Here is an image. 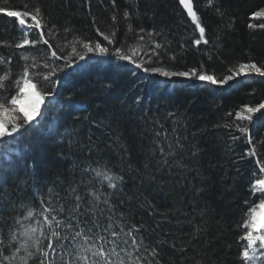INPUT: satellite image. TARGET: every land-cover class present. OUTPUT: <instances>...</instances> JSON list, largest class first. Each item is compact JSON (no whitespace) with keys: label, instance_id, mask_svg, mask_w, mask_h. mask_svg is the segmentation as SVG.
<instances>
[{"label":"trees","instance_id":"16d2710c","mask_svg":"<svg viewBox=\"0 0 264 264\" xmlns=\"http://www.w3.org/2000/svg\"><path fill=\"white\" fill-rule=\"evenodd\" d=\"M193 5L205 28L207 44L193 45V38H199L200 33L177 0H7L4 6L12 11L39 6L48 18L45 34L53 24L60 29L48 37L58 56L70 50L59 51L65 47V39L72 40V34L63 31L65 27L81 38L109 46L93 27L95 18L105 34L117 30L109 46L113 51L137 46L143 28L146 47L140 50L141 55H151L149 49L155 44L147 33L152 32L163 47L157 49L151 66L188 70L203 65L205 73L217 80L232 75L229 69L235 70L240 63L252 61L264 67V17L252 16L264 8V0H213L211 5L208 0H193ZM14 19L0 13V41L10 45H0V56L11 58L12 71L19 73L25 64L33 63L31 57H36L42 72L63 68L65 61L52 58L47 45L15 48L22 34ZM129 24L134 31H128ZM30 38L38 39L39 33ZM22 54L29 60H21ZM86 55L85 60L58 71L53 78V96L45 97L41 105L42 110L47 105L44 125L31 134L27 158L12 164L23 183L17 187L8 175L0 187V192L8 190V196L0 203L10 207V199L19 205L50 188L66 195L64 189L82 179L79 169L69 170L73 159L81 161V167L89 161L93 167L106 164L125 177L123 192L113 198L118 210L133 223L144 225L141 235L149 249L157 248L160 264H241L242 242L238 238L242 229L238 226L246 218L248 206L261 199L259 194L253 196L250 183L262 178L256 161H264V109L256 113L253 124L239 122L249 128V135L241 137L235 127L224 125L235 121V112L243 105L254 107L264 101V77L252 74L219 85L145 73L111 54ZM157 59L160 64L155 63ZM45 61L48 69L43 68ZM3 70L0 66V72ZM58 116L74 130L76 143L71 151L67 139H53L45 128L56 126ZM84 116L91 120H83ZM98 122L103 123L98 127ZM29 134L24 132L18 139L23 141ZM233 135L241 138L233 141ZM248 137L257 146V156L246 155L251 148ZM157 140L165 149L177 140L183 148L164 157ZM14 155L18 157L19 152ZM86 178L91 179L92 174ZM22 211L17 207L5 210L4 215ZM11 224L9 219L7 225Z\"/></svg>","mask_w":264,"mask_h":264},{"label":"snow or ice","instance_id":"6c2138e0","mask_svg":"<svg viewBox=\"0 0 264 264\" xmlns=\"http://www.w3.org/2000/svg\"><path fill=\"white\" fill-rule=\"evenodd\" d=\"M179 2L186 9L187 15L200 33L194 43L207 44L205 28L201 26L197 12L193 10L192 0H179ZM6 3L7 0H0V13H6L8 17L15 18L13 24L18 22L17 31L22 34V39L15 44V48L24 49L25 46L35 48L42 43L47 45L52 58L63 59L65 63L63 68L52 67L49 71L42 72L35 63L36 57H31L33 63L25 64L19 73H14L10 67L11 58L0 56V66H4V70L0 72V187L6 183L8 175L13 177L17 187L23 183L12 164L16 163L17 159L27 158L31 151V134L38 132L44 125L47 105L45 104V109L42 110L41 104L45 97L53 96V78L58 71L71 69L73 64L84 60L87 53L111 54L119 60L130 61L137 69H143L145 73L158 74L165 78H195L212 84H224L234 77L248 76L253 73L264 77V67H259L252 61L240 63L235 70L229 69L232 75H227L222 80L206 74L203 65L199 69L188 70L151 66L153 56L157 55V49L163 47L156 43L152 32L147 33L149 41L155 44V48L149 49L151 55L147 53L141 55L140 50L146 47L143 43L145 41V35L142 34L143 28L139 29L141 34L137 36V46H128L126 49L116 47L113 51L109 46L114 43L117 30L113 28L110 34H105L96 26L95 18H93V27L109 46H104L99 41L93 43L89 39L81 38L72 29L65 27L63 31L71 33L72 40L65 39V47L59 48V51L63 53L66 49L70 50L67 51V55L58 56L57 50H53L48 37H54L60 29L53 24L45 34L44 28L48 24V18L45 17L41 8L35 6L31 10L12 11L4 6ZM212 3L213 0H208L209 5ZM128 16L129 13L126 10L124 17ZM253 16H264V10L253 13ZM112 21H117L115 14L112 16ZM128 31H134L131 24L128 25ZM35 32L39 33V38H30ZM0 45L10 46L5 41H0ZM20 59L28 61L29 56L22 54ZM155 63L160 64L159 59ZM43 68H49L47 61L43 64ZM262 109H264V101L254 107L245 104L235 112V121L232 124L226 123L224 127H235L243 137L248 133L249 128L239 122L253 121L254 114ZM171 115L172 113H169V116ZM55 119L59 121L56 126L49 129L45 125L48 134L53 139L57 137L67 139L69 151H71L73 144L76 143L72 139L74 130L67 126L62 116ZM79 119L78 117L77 120ZM83 120L90 121L91 117L84 116ZM102 123L98 122L97 126H101ZM61 128L63 131L60 130ZM24 132L30 134L28 138L21 141L18 138L22 137ZM156 136L160 137L161 133L157 132ZM241 137L233 135L232 140L235 141ZM156 144L159 153L164 157L172 156L177 149L183 148L178 140L175 145L168 144L167 149L158 140ZM248 144L252 147L246 155L257 156V146L251 137H248ZM15 152H19L18 157L14 155ZM164 163L167 164L166 159ZM256 163L259 168L258 176L262 178L253 180L250 191L253 196L259 194L261 199L248 208V212L245 213L246 218L243 219L242 225L238 226L242 229V235L238 238L242 242L241 264H264V161L257 160ZM76 169L80 170L82 179L69 184L64 189L66 195L50 188L48 193H42L39 197L34 193L27 198L26 202H21L19 205L10 199L8 200L10 207L0 203V264H160V261L156 259L157 248L149 249L144 236L141 235L144 225L130 221L127 214L119 211L114 202L113 198L123 192L125 177L106 164H97L93 167L89 161L81 167V161L73 159L69 170ZM89 173L92 174L91 179L86 178ZM254 175L257 174L254 173ZM7 196V189L0 192V201L5 200ZM37 200L38 203H36ZM245 204L248 205L249 201H245ZM17 207L23 210L22 214L16 213L11 217L4 215L5 210L15 211ZM9 219L12 220L11 225H7ZM5 226L8 227L6 233ZM196 231L199 232L200 229L197 228Z\"/></svg>","mask_w":264,"mask_h":264},{"label":"bare ground","instance_id":"6f19581e","mask_svg":"<svg viewBox=\"0 0 264 264\" xmlns=\"http://www.w3.org/2000/svg\"><path fill=\"white\" fill-rule=\"evenodd\" d=\"M177 1H178V0H177ZM192 3H193V0H192ZM178 4H179V2H178ZM179 6H180V4H179ZM193 6H194V5H193ZM180 7H181V6H180ZM181 10L185 13V11L183 10L182 7H181ZM261 10H263V8L258 9L256 12H259V11H261ZM185 14H186V13H185ZM186 16H187V15H186ZM252 16H253V14H252ZM187 17H188V16H187ZM253 17H254V16H253ZM254 18H255V17H254ZM256 18H260V17H256ZM190 20H191V18H190ZM196 39H198V37H197V38H193V45H194V46H197V44L194 43V41H195ZM205 39H206V38H205ZM201 43H203V42H201ZM206 74H207V73H206ZM209 75H212V74H209ZM250 75H251V74H250ZM250 75H248V76H250ZM248 76H238V77H234V78H235V79H239V78H244V77H248ZM133 78H134V77H133ZM133 78H132V80L135 79V78H134V79H133ZM176 78H177V79H186V78H183V77H176ZM234 78H233V79H234ZM171 79H175V78L171 77ZM230 81H231V80L227 81V82H226V85H227ZM217 84H219V83H217ZM219 85H220V84H219ZM222 85H224V84H222ZM255 115H256V113L254 114V117H255ZM253 122H254V118H253L252 124H253ZM248 135H249V132H248ZM251 147H252V146H251ZM246 158H247V157H246ZM251 184H252V183H250V186H251ZM259 200H260V199L257 198V199H255L250 205L248 204V205H249V206L247 205L248 208H249L252 204H254V203H258ZM248 208L246 209L247 212H248Z\"/></svg>","mask_w":264,"mask_h":264},{"label":"water","instance_id":"95a60500","mask_svg":"<svg viewBox=\"0 0 264 264\" xmlns=\"http://www.w3.org/2000/svg\"><path fill=\"white\" fill-rule=\"evenodd\" d=\"M178 2H179V0H178ZM179 4H180V2H179ZM180 6L183 8V10L185 11V13H186V15H187V11H186V9L183 7V5H181L180 4ZM192 6H193V3H192ZM193 10H194V6H193ZM195 11V10H194ZM188 16V15H187ZM189 17V16H188ZM190 18V17H189Z\"/></svg>","mask_w":264,"mask_h":264},{"label":"rangeland","instance_id":"374dc122","mask_svg":"<svg viewBox=\"0 0 264 264\" xmlns=\"http://www.w3.org/2000/svg\"><path fill=\"white\" fill-rule=\"evenodd\" d=\"M263 10H264V8H263ZM261 17H264V16H261ZM258 66V65H257ZM253 74H255V73H253ZM252 75V74H251ZM258 75V74H257ZM173 78H176V77H173ZM198 80V79H197ZM198 81H200V80H198ZM200 82H205V81H200ZM207 82V81H206ZM224 85H226V83H224ZM227 85H229V84H227ZM26 103V102H25Z\"/></svg>","mask_w":264,"mask_h":264}]
</instances>
